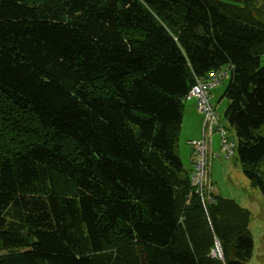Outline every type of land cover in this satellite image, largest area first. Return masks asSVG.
<instances>
[{
  "label": "trees",
  "instance_id": "16d2710c",
  "mask_svg": "<svg viewBox=\"0 0 264 264\" xmlns=\"http://www.w3.org/2000/svg\"><path fill=\"white\" fill-rule=\"evenodd\" d=\"M263 54L264 0H0V264H246L250 211L202 198L178 142L227 67L264 197Z\"/></svg>",
  "mask_w": 264,
  "mask_h": 264
},
{
  "label": "rangeland",
  "instance_id": "374dc122",
  "mask_svg": "<svg viewBox=\"0 0 264 264\" xmlns=\"http://www.w3.org/2000/svg\"><path fill=\"white\" fill-rule=\"evenodd\" d=\"M261 58L264 61V54ZM224 70H227V76L220 84L212 88L211 101L215 106L219 123L224 127L226 134L236 140L235 131L226 124L223 116L227 99H221V95L225 90L224 88L228 83L230 74L227 67H224ZM184 110L178 142L179 153L185 167L190 166L193 168L194 156L190 141L202 138L204 115L200 114L197 110L194 98L185 100ZM210 139L211 145L208 149L210 157V190L214 194L235 200L250 211L249 230L253 238L254 247L252 256L246 264H264V197L258 188L250 185L248 178L242 171L237 153L235 152L234 156L229 158L224 156L220 145V130L214 129L210 135Z\"/></svg>",
  "mask_w": 264,
  "mask_h": 264
},
{
  "label": "built area",
  "instance_id": "2783aa9c",
  "mask_svg": "<svg viewBox=\"0 0 264 264\" xmlns=\"http://www.w3.org/2000/svg\"><path fill=\"white\" fill-rule=\"evenodd\" d=\"M226 74L225 71L219 70L208 79L197 76L195 84L186 94V99L194 98L196 100L197 110L204 115L202 138L190 141L194 156L190 181L196 192L202 198H208V200H210L208 193L211 188L208 149L211 145L210 135L212 131L214 129L220 130L221 151L226 158L233 157L236 152V141L226 134L224 127L219 123V118L210 96L212 88L220 84ZM212 254L221 256L220 246L217 245Z\"/></svg>",
  "mask_w": 264,
  "mask_h": 264
},
{
  "label": "crops",
  "instance_id": "0c3cea01",
  "mask_svg": "<svg viewBox=\"0 0 264 264\" xmlns=\"http://www.w3.org/2000/svg\"><path fill=\"white\" fill-rule=\"evenodd\" d=\"M184 112H185V110H184ZM183 117H184V114H183ZM187 141H189V140H187ZM190 151H191V148H190ZM190 157H191V155H190ZM183 162V161H182ZM183 165H184V167H185V164L183 163ZM185 168H190V166H186Z\"/></svg>",
  "mask_w": 264,
  "mask_h": 264
},
{
  "label": "water",
  "instance_id": "95a60500",
  "mask_svg": "<svg viewBox=\"0 0 264 264\" xmlns=\"http://www.w3.org/2000/svg\"><path fill=\"white\" fill-rule=\"evenodd\" d=\"M218 245V244H217ZM219 246V245H218Z\"/></svg>",
  "mask_w": 264,
  "mask_h": 264
}]
</instances>
